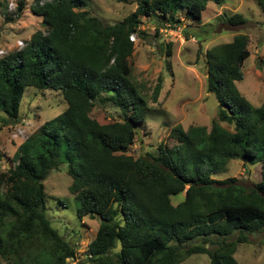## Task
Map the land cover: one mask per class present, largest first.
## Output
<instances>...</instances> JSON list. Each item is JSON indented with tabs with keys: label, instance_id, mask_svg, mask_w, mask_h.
I'll return each instance as SVG.
<instances>
[{
	"label": "trees",
	"instance_id": "1",
	"mask_svg": "<svg viewBox=\"0 0 264 264\" xmlns=\"http://www.w3.org/2000/svg\"><path fill=\"white\" fill-rule=\"evenodd\" d=\"M89 1L35 0L31 10L46 29L0 59L4 123L19 119L30 86L60 91L68 104L21 143L14 167L0 170L4 264H68L76 257L47 212L45 181L63 164L73 180L77 216L99 219L86 255L91 264H181L194 254H207L211 264H240L238 246L264 231V102L255 106L237 86L245 76L248 35L206 51L219 122L211 129L178 124L169 134L173 144L162 142L136 157L128 151L149 106L133 78L130 36L146 35L142 18L153 14L161 18L160 35L165 19L179 20L183 7L189 20L200 22L211 0H138L135 12L111 25L89 13ZM258 1L264 12V0ZM25 8L21 0L18 16ZM224 16L231 25L247 22L241 13ZM162 84L160 77L155 100ZM96 103H111L124 119L100 122L91 116ZM234 160L259 165L260 180L247 187L237 177L216 178Z\"/></svg>",
	"mask_w": 264,
	"mask_h": 264
},
{
	"label": "rangeland",
	"instance_id": "2",
	"mask_svg": "<svg viewBox=\"0 0 264 264\" xmlns=\"http://www.w3.org/2000/svg\"><path fill=\"white\" fill-rule=\"evenodd\" d=\"M137 1L90 0L86 9L103 24L111 25L135 12ZM19 3L20 0L18 6ZM34 3L35 0H26L24 12L17 16L16 12L7 10L6 0H0V49L9 53L17 47V41L27 42L36 31L46 29L42 18L31 10ZM224 13H241L247 22L231 25ZM177 14L179 20L172 23L165 19L163 23L164 26L172 25L174 29L178 26L183 28L181 35L173 33L174 30L156 35L161 18L158 19L156 14L143 17L142 30L146 35H138L134 54L130 58L133 78L149 106L146 119L138 125L136 142L128 151L136 157L154 151L162 142L173 144L169 134L178 124L186 130L193 125L211 129L214 120L219 122L218 100L207 86L206 51L214 45L232 41L238 34L248 35L249 56L242 64L244 79L237 82V86L255 106L264 102V12L259 1L222 0L216 3L211 0L200 22L189 20L184 7ZM160 77L163 79L162 90L155 100L154 89ZM67 107L60 91L27 87L16 122L4 123L1 117L6 114L0 113V170L14 167V156L21 143ZM91 116L102 123L124 119L122 111L111 103H96ZM223 125L229 127L227 123ZM18 129H24L25 133L15 138L13 135ZM228 177H237L241 184L253 186L261 178L260 166H249L243 160H234L226 173L216 176L218 179ZM72 181L66 164L51 171L45 181L47 212L52 225L76 247L77 255L68 260V264H91L86 261V255L99 219L90 216L79 219V203L69 189ZM181 197L177 195L173 203H178ZM235 257L240 264H264V231L250 235L247 243L238 246ZM0 264H4L1 257ZM181 264L211 263L207 254H194Z\"/></svg>",
	"mask_w": 264,
	"mask_h": 264
},
{
	"label": "built area",
	"instance_id": "3",
	"mask_svg": "<svg viewBox=\"0 0 264 264\" xmlns=\"http://www.w3.org/2000/svg\"><path fill=\"white\" fill-rule=\"evenodd\" d=\"M18 1L19 0H6V6H7V10L9 11V12H16V14H17V11H18ZM53 0H39V4L40 5H44L45 3H48V2H52ZM17 16H18V14H17ZM140 28H142V26L140 27ZM169 30H171V32H173V30H174V32L173 33H175L176 35H181V33H182V31H183V28L181 29H179V26L176 28V29H174V27L172 26V25H170V24H167L166 26H165V28H161V32L162 31H169ZM130 39L132 40V41H134V42H136V40L138 39L137 38V35L136 34H132L131 36H130ZM17 47L16 48H14L13 49V51H17V50H20V49H22V48H24L25 46H26V42L25 41H23V40H19V41H17V45H16ZM10 53V52H9ZM5 49H0V59L1 58H3L4 56H6V55H8L9 54ZM25 133V130L24 129H18L15 133H14V137L16 138V137H18V136H20V135H23ZM28 138V137H27ZM26 138V139H27ZM25 139V140H26Z\"/></svg>",
	"mask_w": 264,
	"mask_h": 264
},
{
	"label": "clouds",
	"instance_id": "4",
	"mask_svg": "<svg viewBox=\"0 0 264 264\" xmlns=\"http://www.w3.org/2000/svg\"><path fill=\"white\" fill-rule=\"evenodd\" d=\"M21 1V0H20ZM20 4V3H19ZM143 26V25H142ZM142 29V28H141ZM160 32H161V30H160ZM138 38V37H137ZM135 43V42H134ZM18 51V50H17ZM12 52V51H11Z\"/></svg>",
	"mask_w": 264,
	"mask_h": 264
}]
</instances>
